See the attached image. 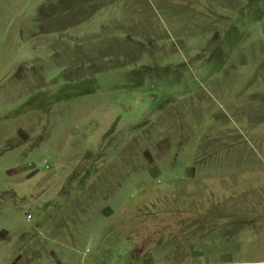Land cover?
Returning <instances> with one entry per match:
<instances>
[{
  "label": "rangeland",
  "instance_id": "1",
  "mask_svg": "<svg viewBox=\"0 0 264 264\" xmlns=\"http://www.w3.org/2000/svg\"><path fill=\"white\" fill-rule=\"evenodd\" d=\"M0 264H264V0H0Z\"/></svg>",
  "mask_w": 264,
  "mask_h": 264
}]
</instances>
